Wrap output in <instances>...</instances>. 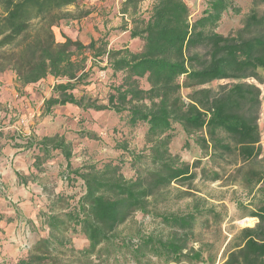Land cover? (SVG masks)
I'll list each match as a JSON object with an SVG mask.
<instances>
[{
	"label": "trees",
	"instance_id": "16d2710c",
	"mask_svg": "<svg viewBox=\"0 0 264 264\" xmlns=\"http://www.w3.org/2000/svg\"><path fill=\"white\" fill-rule=\"evenodd\" d=\"M77 1L0 0V75L12 71L22 87L54 78L52 96L44 102L46 115L72 106L83 113H112L131 127L145 126L150 148L143 159L150 168L135 179H127L114 161L74 169V146L65 135L19 141L15 131L2 133L18 144L15 148L32 153V168L40 172L55 158L64 159L61 177L68 189H79L78 197L54 196L42 220L48 236L14 264H58L57 250L68 248L75 238L87 241L86 255L92 256L103 244L118 240L116 231L134 212L147 213L158 192L196 180L194 170L201 161L190 165L170 152L179 133L193 138L211 159L235 157L242 164H256L263 157L264 163L259 123L264 98L257 85L248 83L264 86V0H251L242 27L228 36L216 28L228 11L239 13L233 0H206L193 21L185 0H153L145 12L140 7L144 0H123L120 14L129 22L119 30L143 43L138 52L111 49L107 35L89 45L67 37L57 42L54 28L81 18L65 10ZM101 64L109 72L104 98L88 92ZM220 81L228 83L213 86ZM184 89L190 90L187 99ZM131 158L133 163L140 159ZM17 177L24 184L33 176ZM263 179L264 169L252 170L247 182ZM247 218L257 222L255 227L242 230L240 242L229 247L221 264H264V200ZM162 221L182 234L167 242L148 238L143 247L167 262L210 264L201 249L189 247L194 214ZM125 243L141 246L136 239Z\"/></svg>",
	"mask_w": 264,
	"mask_h": 264
},
{
	"label": "rangeland",
	"instance_id": "374dc122",
	"mask_svg": "<svg viewBox=\"0 0 264 264\" xmlns=\"http://www.w3.org/2000/svg\"><path fill=\"white\" fill-rule=\"evenodd\" d=\"M190 1L192 0H188ZM196 1L189 3L191 8ZM82 2L83 0H78L65 10L81 18L86 17L88 10ZM198 2L201 10L206 7V0ZM233 7L239 13L228 11L218 24L217 33L228 36L236 32L242 27L244 17L253 6L251 0H233ZM259 9L262 11L261 7ZM198 16H192L191 20ZM104 18L111 22L109 16ZM99 67L101 70H95L96 74L88 92L104 98L109 72L102 70L105 64ZM54 81L40 85L34 91L36 98L33 100L25 98L27 93L24 87L15 81L16 94L7 101L0 102V219L14 223V231L10 230L14 234L10 238L0 239V264H14L27 257L36 243L48 236L42 220L49 213L54 196H79V189H68L61 177L66 165L64 159L55 158L44 165L40 172L32 168L34 159L29 152L24 159L25 164L21 165L18 155L22 152L15 148L17 143L11 138L8 139V134L2 133L15 131L16 140L19 141V137L65 135L74 146V169L114 161L121 165L127 179H135L138 172L150 168L149 161L143 159L150 148L146 141L145 126L131 127L112 113H83L72 106L57 107L52 114H44V102L52 96L51 87L56 83ZM226 83L228 81H220L213 86ZM248 83L257 85L264 98L263 85L255 80H249ZM189 93L190 90L187 89L182 91L185 99ZM259 123L264 153V104L261 107ZM169 148L172 155L179 156L182 162L193 165L201 161L194 170L197 179L185 185L172 184L158 192L149 200L147 213L134 212L116 231L118 240L112 244H103L92 256L86 255L88 243L83 238H75L68 248L57 250L55 257L58 264H175L167 262L165 258L155 257L149 249L143 247L144 241L151 238L167 242L176 234H182L164 224L162 220L164 217L188 214H194L196 218L192 234L189 235V247L201 249L206 260L211 258L210 264H221L229 247L240 242L242 230L253 228L257 223L247 216L264 200V179L258 184H249L247 177L252 170L264 169L261 161L263 157L256 164H242L235 157L211 159L195 144L193 138H188L183 133L177 134ZM26 152L25 150L24 153ZM133 156L140 158L139 161L133 163ZM17 175L33 177L31 181L23 184ZM216 175L218 180L214 181L213 177ZM15 177L20 189L29 193L24 199L17 193V187H12ZM9 213L11 217L8 216ZM0 231L6 235L4 230ZM131 239L140 241L139 249L125 243ZM25 245L29 248L26 249Z\"/></svg>",
	"mask_w": 264,
	"mask_h": 264
},
{
	"label": "crops",
	"instance_id": "0c3cea01",
	"mask_svg": "<svg viewBox=\"0 0 264 264\" xmlns=\"http://www.w3.org/2000/svg\"><path fill=\"white\" fill-rule=\"evenodd\" d=\"M152 1L153 0H144L142 2L140 6L142 12L149 9V6L151 5ZM192 1L190 2L193 3ZM185 2L190 7V2H188V0H185ZM122 3L123 0H83L82 4L85 5V9L88 10V15L83 18L64 21L59 26L55 27L54 33L57 42L63 43L65 41L64 37H67L72 39L73 41H79L84 45H89L92 40H98L99 38L107 35L111 49L127 48L133 52L140 51L142 49L143 43L139 39H131L129 31L119 30L124 21L129 22L128 16L123 17V15L120 14V8ZM201 11H203V9L201 10L200 3L197 0L196 2H194V6L191 8V12L193 13L192 16H198ZM104 16H109V20L111 22H108V19L104 18ZM113 33L117 35L114 36ZM52 80L54 81V78L48 77L47 79L37 84L24 87L25 92L27 93L25 98H28L29 100H33V98H36V93L34 91L37 90L40 85L49 83ZM15 81L16 76L12 71H7L6 73L0 75V102H5L16 94L17 90L14 87ZM53 87L54 84L52 85L51 90H53ZM45 136L51 135L46 134ZM18 150V152L22 153L15 154H19V163L23 165L25 164L24 159L27 157L26 155L29 152L27 151L26 153H24L25 150ZM28 171L29 168H27V172ZM12 184V187H17V193L22 195L23 199L26 195H29V193H27L24 189H20L16 177L15 179H13ZM8 216L11 217V213H9ZM12 226H14V223H7L3 218L2 220H0V230L2 229L6 232V235L4 236L3 233L0 231V239H4L5 237L10 238L12 233L14 234V228H12ZM12 229L13 231L12 233H10V230Z\"/></svg>",
	"mask_w": 264,
	"mask_h": 264
},
{
	"label": "built area",
	"instance_id": "2783aa9c",
	"mask_svg": "<svg viewBox=\"0 0 264 264\" xmlns=\"http://www.w3.org/2000/svg\"><path fill=\"white\" fill-rule=\"evenodd\" d=\"M25 248L28 249L29 247L27 245H25Z\"/></svg>",
	"mask_w": 264,
	"mask_h": 264
}]
</instances>
